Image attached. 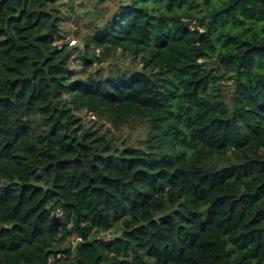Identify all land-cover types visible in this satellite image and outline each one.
Returning a JSON list of instances; mask_svg holds the SVG:
<instances>
[{"label": "trees", "instance_id": "trees-1", "mask_svg": "<svg viewBox=\"0 0 264 264\" xmlns=\"http://www.w3.org/2000/svg\"><path fill=\"white\" fill-rule=\"evenodd\" d=\"M76 1L0 0V264H264V0Z\"/></svg>", "mask_w": 264, "mask_h": 264}, {"label": "rangeland", "instance_id": "rangeland-1", "mask_svg": "<svg viewBox=\"0 0 264 264\" xmlns=\"http://www.w3.org/2000/svg\"><path fill=\"white\" fill-rule=\"evenodd\" d=\"M124 1L125 0L88 1L83 5L78 4L79 2L76 1L75 8L69 11V14H71V16L66 17V19H64L62 22L65 33L73 34L78 39V44L82 46L83 40L81 37L85 35L89 31V29L92 28L94 23L97 21L98 17H101L102 19L108 17V15L114 9H116L118 3ZM75 54L76 55L75 58H73L72 60V64L77 66L78 61L76 57H78L79 54L77 52ZM116 57L117 59H109L107 62L97 65L96 69H102L103 75H108L109 72L112 69H116L117 66H119L121 69H127L131 68V66L135 67V65H137L136 63L134 65L132 64L131 57H122L119 55V53L116 54ZM140 65L141 64L138 63L137 66L140 67ZM229 90L230 89H225V92L227 93ZM83 116L85 117L86 121L90 122L91 124L94 123L93 117L88 116V114H83ZM96 119L97 121H102L101 119H99V117H97ZM105 121L106 120H104V122ZM106 123L107 125H110L108 121H106ZM124 133L126 134L125 137H129L128 139L133 142H135L137 139H142L145 136L143 129L132 131L131 137L128 135L130 133L129 129H126Z\"/></svg>", "mask_w": 264, "mask_h": 264}, {"label": "built area", "instance_id": "built-area-1", "mask_svg": "<svg viewBox=\"0 0 264 264\" xmlns=\"http://www.w3.org/2000/svg\"><path fill=\"white\" fill-rule=\"evenodd\" d=\"M83 1H87V0H78V2H83ZM65 39L69 42V44L71 46H74V45H76L78 43V39L71 33H68L66 35ZM74 56L71 59V64H72V60H73ZM88 116H91V117H93L95 119L97 118V116L95 114L91 113V112L88 113ZM58 214H61V211H59ZM102 237H103V239L108 240V241L112 238L111 237V233L109 231L108 232H103L102 233Z\"/></svg>", "mask_w": 264, "mask_h": 264}]
</instances>
